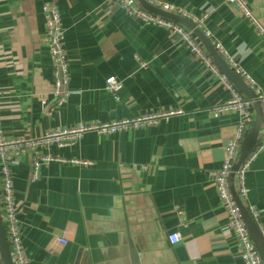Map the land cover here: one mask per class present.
<instances>
[{
  "label": "crops",
  "instance_id": "crops-1",
  "mask_svg": "<svg viewBox=\"0 0 264 264\" xmlns=\"http://www.w3.org/2000/svg\"><path fill=\"white\" fill-rule=\"evenodd\" d=\"M163 1L193 17L206 15L203 29L209 35H204L264 92V38L236 6L226 0ZM46 2L59 10L70 66V95L54 110ZM248 2L264 26V0ZM111 76L123 85L118 99L105 88ZM230 96L217 72L179 34L130 15L118 0H0L3 138L182 111L138 129L89 131L71 145L50 144L43 152L66 161L42 165L36 180L32 153L14 161V203L30 263L243 264L211 175L239 125L238 112L211 111ZM252 109L255 121L254 101ZM229 183L238 194L234 169ZM244 184L243 205L248 214L254 205L264 225V149L250 162ZM172 232L181 235L176 244L169 241Z\"/></svg>",
  "mask_w": 264,
  "mask_h": 264
},
{
  "label": "built area",
  "instance_id": "built-area-1",
  "mask_svg": "<svg viewBox=\"0 0 264 264\" xmlns=\"http://www.w3.org/2000/svg\"><path fill=\"white\" fill-rule=\"evenodd\" d=\"M130 15L140 18L147 23H154L164 26L173 33L179 34L189 49L199 58L203 59L207 64L217 72L221 82L230 91V98L222 105L213 107L211 111L218 116L224 111L234 110L240 116L238 129L235 135L229 139L225 146V158L218 169L211 172L216 184L217 192L221 203L229 217V227L234 232L236 251L243 264H264L262 257L253 241L251 232L247 222L243 216L242 209L239 205L236 195L240 198L247 197L248 189L244 184V173L250 162L257 154L264 149V137L257 143L256 147L250 152L248 157L242 163L237 174L239 177V193L234 194L230 188L229 176L237 162L242 141L254 121L252 109L253 100L242 94L236 86L221 72L212 60V57L207 54L203 43L195 36L193 31L187 29L178 22L164 18L158 14L152 13L145 9L138 0H118ZM152 5L164 10L174 12L183 16L191 17L196 23V26L203 29V22L206 15L203 17H193L185 10L163 0H148ZM227 3L236 6L241 14L250 19L256 26L259 33L264 38V26L255 16L250 8L248 0H226ZM45 11V43L48 46L53 63V83L51 96L53 104L51 110H54L63 105L70 95V66L66 55L64 45V31L61 23L60 13L55 4L46 2L44 5ZM204 30V29H203ZM205 35H209L207 30H204ZM215 48L225 58L229 66L244 78L246 83L254 89L257 99L264 101V92L256 87L255 81L241 67H239L229 53L217 43ZM143 66L145 63H142ZM122 82L116 77L111 76L106 79V89L111 92L116 99L119 98V92L122 88ZM182 113L181 110L176 111H159L148 112L133 117L113 120L109 122H79L71 127H63L46 133L40 137L33 138H3L0 133V177L2 179V199H3V222L6 225V232L11 249V258L14 264H31L27 256L25 247L22 241L17 213L14 203V184L11 164L16 161L22 154L30 152L33 155L32 164V179L36 180L40 176L41 166L54 160L59 159L66 161L63 158H57L51 154L43 152V148L55 143L59 147H65L73 144L85 132L94 131L98 134H113L121 130L138 129L143 126L156 123L160 119L168 117L172 114ZM68 161V160H67ZM75 161V160H71ZM252 218L257 222L258 227L264 236V225L260 220V212L254 205L249 206ZM178 214L181 211L178 210ZM169 241L176 244L181 240L179 232H172L168 235ZM61 243H67L65 237H58Z\"/></svg>",
  "mask_w": 264,
  "mask_h": 264
},
{
  "label": "water",
  "instance_id": "water-1",
  "mask_svg": "<svg viewBox=\"0 0 264 264\" xmlns=\"http://www.w3.org/2000/svg\"><path fill=\"white\" fill-rule=\"evenodd\" d=\"M138 2L148 11L158 14L164 18L173 20L185 26L187 29L193 31V33L199 37L200 41L203 43L204 47L209 51L212 59L217 63V66L221 72L236 86V88L244 94L247 98L254 101L256 107V119L254 121V126L248 131L244 137L240 149V155L235 163L234 170H239L242 163L248 157L250 152L256 147L259 142L260 134V124L262 118V105L257 99V95L253 88H251L243 77H241L236 71H234L227 61L223 58L221 53L211 44L209 39L204 35V32L196 26L195 21L191 17L183 16L174 12H170L152 5L148 0H138ZM2 195V191H0ZM239 205L242 209L243 216L247 222L248 228L251 232L253 241L262 257L264 263V237L261 231L258 229L256 221L252 218L251 214L246 211L242 198L236 195ZM0 264H14L11 258V249L8 241V236L3 222L2 213L0 210Z\"/></svg>",
  "mask_w": 264,
  "mask_h": 264
},
{
  "label": "trees",
  "instance_id": "trees-1",
  "mask_svg": "<svg viewBox=\"0 0 264 264\" xmlns=\"http://www.w3.org/2000/svg\"><path fill=\"white\" fill-rule=\"evenodd\" d=\"M214 61V59H212ZM215 62V61H214ZM216 64V62H215ZM2 191V190H1ZM0 198H2V195L0 196ZM0 210H1V213L3 214V209H2V206H3V199H0ZM5 228H6V225H5Z\"/></svg>",
  "mask_w": 264,
  "mask_h": 264
}]
</instances>
